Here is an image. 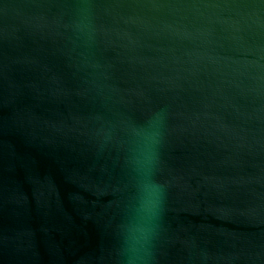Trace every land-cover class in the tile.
<instances>
[{
	"label": "water",
	"instance_id": "obj_1",
	"mask_svg": "<svg viewBox=\"0 0 264 264\" xmlns=\"http://www.w3.org/2000/svg\"><path fill=\"white\" fill-rule=\"evenodd\" d=\"M153 113L149 264H264V0H0V264H124Z\"/></svg>",
	"mask_w": 264,
	"mask_h": 264
},
{
	"label": "clouds",
	"instance_id": "obj_2",
	"mask_svg": "<svg viewBox=\"0 0 264 264\" xmlns=\"http://www.w3.org/2000/svg\"><path fill=\"white\" fill-rule=\"evenodd\" d=\"M88 24L85 15L82 26L87 28ZM163 119V113H153L144 125L132 130L124 161L131 178L132 197L120 226L124 264H149L152 242L166 210L168 185L160 178Z\"/></svg>",
	"mask_w": 264,
	"mask_h": 264
}]
</instances>
